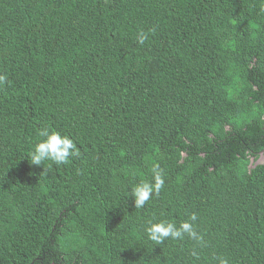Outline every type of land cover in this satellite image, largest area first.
Segmentation results:
<instances>
[{"label":"trees","instance_id":"trees-1","mask_svg":"<svg viewBox=\"0 0 264 264\" xmlns=\"http://www.w3.org/2000/svg\"><path fill=\"white\" fill-rule=\"evenodd\" d=\"M0 75V264H264V0H0Z\"/></svg>","mask_w":264,"mask_h":264},{"label":"clouds","instance_id":"clouds-1","mask_svg":"<svg viewBox=\"0 0 264 264\" xmlns=\"http://www.w3.org/2000/svg\"><path fill=\"white\" fill-rule=\"evenodd\" d=\"M147 37L141 33L138 37V43L143 44ZM7 80L5 75H0V85H3ZM43 137L39 142L34 145L31 152V164L36 166L44 165L45 161H51L57 165L67 164L70 158L80 156V151L77 145L68 135H62L57 131H50L43 129L39 133ZM45 171V168H44ZM153 173V182H141L131 188V197L134 200L135 209L143 208L155 195H159L160 190L164 186V174L159 165L153 166L151 169ZM197 219L195 214H192L190 221H183L177 226L173 222L167 220H160L159 222L149 221L145 231L148 239L156 245L164 243L166 239L172 240L183 239L185 235L198 242L204 244V237L198 233L191 221ZM195 255V252L193 253ZM219 264H228V260L220 258Z\"/></svg>","mask_w":264,"mask_h":264}]
</instances>
